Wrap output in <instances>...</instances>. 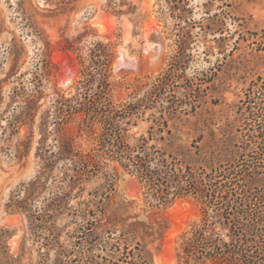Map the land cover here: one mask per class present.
<instances>
[{"label":"rangeland","instance_id":"1","mask_svg":"<svg viewBox=\"0 0 264 264\" xmlns=\"http://www.w3.org/2000/svg\"><path fill=\"white\" fill-rule=\"evenodd\" d=\"M110 1L121 5L116 7L121 14L110 12L106 7ZM176 1L53 0L47 5L43 0H0V232L7 236L9 255L21 264H88L89 246L78 233L82 222L73 219L72 212L100 189L101 173L84 182L82 191H70L58 183L59 168L41 174L37 157L38 128L44 117L47 134L41 145L49 150L54 146L55 90L68 96L80 77L75 54L63 48L65 38L84 34V43L96 38L113 46L111 96L118 103L167 68L176 51L175 24L190 31L192 60L185 74L188 78L205 74L210 82L202 87L206 90L195 116L174 126L182 144L189 147L198 140L194 144L198 150L191 149L194 165L223 161V153L217 155L220 148L240 138L247 127L255 131L264 120L256 106L253 112L260 117H249L242 105L252 82L264 78V50L257 45L264 44V0ZM170 6H175V15ZM177 16L183 21H176ZM121 47L125 52L119 62ZM68 78L69 83L61 86L60 81ZM28 98L32 102L25 110ZM62 133L74 139L77 149L89 150L91 142L78 137L75 121L64 125ZM257 141L264 148V142ZM260 172L264 178V170ZM61 192H69L68 197L59 200ZM115 201L117 205L105 213L115 228L148 223L157 230L154 239L142 242L152 264H182L181 236L199 220L197 204L183 199L165 208L152 207L125 173L117 182ZM101 230L92 233L101 235Z\"/></svg>","mask_w":264,"mask_h":264},{"label":"trees","instance_id":"2","mask_svg":"<svg viewBox=\"0 0 264 264\" xmlns=\"http://www.w3.org/2000/svg\"><path fill=\"white\" fill-rule=\"evenodd\" d=\"M43 1L53 4V0ZM106 7L114 15L122 13L114 2ZM168 8L175 15V6ZM175 31L176 51L167 68L152 81L133 88L118 103L111 96L113 46L96 38L84 43V34L63 40V48L76 56L80 77L68 96L55 90L51 116L56 137L52 150L41 145L47 134L46 117L40 123L37 157L42 164L41 174L59 168L58 183L66 184L70 191H82L84 182L101 173L100 189L89 193L92 198L80 201L72 212L73 219L82 222L78 233L85 236L89 246L88 264H152L142 242L154 239L157 230L148 223L118 229L105 214L117 205L116 186L122 173L138 183L143 200L152 207L165 208L183 199L198 205L199 220L181 236L182 264H264V178L260 172L264 170V148L257 141L264 142V120L255 131L247 125L240 138L223 145L217 153H223V161L192 164L191 149L198 150L194 145L198 140L189 147L182 144L180 130L174 125L186 124L195 116L206 90L202 87L210 77L186 76L192 60L191 32L178 24ZM261 39L264 41V34ZM257 45L259 51L264 50L263 42ZM31 102L30 98L25 101V110L30 109ZM242 105L249 117H260L253 112L255 106L264 113L263 77L252 82ZM72 121L76 122L78 137L91 142L88 151L77 149L74 139L62 133L64 125ZM68 195L61 192L56 197L63 200ZM98 227L102 234L94 236L92 232ZM6 240L0 232L1 264H21L9 255Z\"/></svg>","mask_w":264,"mask_h":264},{"label":"water","instance_id":"3","mask_svg":"<svg viewBox=\"0 0 264 264\" xmlns=\"http://www.w3.org/2000/svg\"><path fill=\"white\" fill-rule=\"evenodd\" d=\"M123 52H125V49L123 47L119 48V53H120V58H119V62H122L123 61Z\"/></svg>","mask_w":264,"mask_h":264},{"label":"bare ground","instance_id":"4","mask_svg":"<svg viewBox=\"0 0 264 264\" xmlns=\"http://www.w3.org/2000/svg\"><path fill=\"white\" fill-rule=\"evenodd\" d=\"M98 28H99V26H98ZM101 29V28H100ZM102 30V29H101ZM124 53V52H123ZM124 55V54H123ZM123 57V56H122ZM65 71V70H64ZM69 83V78L68 79H66V80H62V81H60V85L61 86H66L67 84Z\"/></svg>","mask_w":264,"mask_h":264}]
</instances>
